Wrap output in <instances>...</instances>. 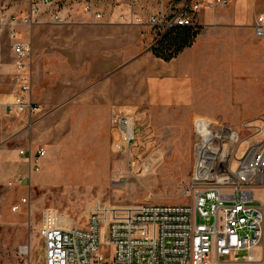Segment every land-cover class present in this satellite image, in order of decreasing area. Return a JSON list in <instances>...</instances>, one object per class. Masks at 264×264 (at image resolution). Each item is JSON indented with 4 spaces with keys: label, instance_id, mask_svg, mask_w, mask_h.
Here are the masks:
<instances>
[{
    "label": "built area",
    "instance_id": "2783aa9c",
    "mask_svg": "<svg viewBox=\"0 0 264 264\" xmlns=\"http://www.w3.org/2000/svg\"><path fill=\"white\" fill-rule=\"evenodd\" d=\"M30 16L22 20L6 14L0 18V38L5 29L12 30L17 56V73H23L31 49L18 41L16 29L31 25L33 17L47 7L55 25H65L63 11L73 6H60L58 0H29ZM195 1V2H194ZM264 1V0H258ZM142 0H114L116 22L126 26H148L158 32V39L173 27H193L190 13L211 6L205 0H189L186 6L167 15L164 5L147 19L140 14ZM217 4H225L218 0ZM78 10L91 23H101L115 10H108L103 0H79ZM76 6V7H77ZM190 11L188 13L187 11ZM42 13V12H41ZM112 18V17H111ZM256 39L264 41V15L253 25ZM29 85L23 84L7 115H34L38 107L26 97ZM112 148L136 161L154 162L156 135L150 114L145 110L123 113L113 109L110 116ZM212 139L206 144L198 134L196 167L193 179L182 191L186 204L140 205L126 216L116 215L111 207L94 202L86 207V219H69L44 213L40 235L43 240L44 264H254L255 252L264 240V130L256 128L247 140L231 127L206 125ZM246 142L245 151L238 155ZM33 170L40 168L44 149L20 151ZM22 178H14L9 187H20ZM26 204V200H21ZM19 206L14 207L18 211ZM244 252L246 257L237 261Z\"/></svg>",
    "mask_w": 264,
    "mask_h": 264
},
{
    "label": "rangeland",
    "instance_id": "374dc122",
    "mask_svg": "<svg viewBox=\"0 0 264 264\" xmlns=\"http://www.w3.org/2000/svg\"><path fill=\"white\" fill-rule=\"evenodd\" d=\"M27 1L29 5V0ZM58 1L61 8L71 5L73 9H79V0ZM205 1L211 6H204L199 12L209 10L220 13L226 24L236 26L235 98L231 94L220 98L222 107L218 111L214 108L213 113L211 109L201 111L195 107L178 114L149 113L156 135L157 154L153 163L135 160L132 165V160L117 154L112 147L111 150L102 148L100 154L87 156L88 161L80 160L84 155H53L50 152L43 163L41 160L40 168L36 171L40 182L31 184V189L9 187L8 184L13 179L5 181L0 177V264H44L40 228L43 226L44 213L47 212L71 222L81 221L83 224L86 207L94 202L106 204L114 214L124 216L146 203L186 204L182 191L193 179L197 136L206 130L207 124L231 127L240 132L242 140L251 138L257 131L256 128L264 130V45L263 41L253 36L252 31L255 20L264 15V1L221 0L225 2L224 5L217 4L218 0ZM187 3L189 0H142L140 14L147 19L164 5L167 15H171ZM103 4L108 10H115L114 0H103ZM29 12L30 6L20 14L22 20L28 19ZM187 12L190 13L189 10ZM197 14L189 15L195 21ZM85 21L84 25L59 26L36 20L31 25L16 29L19 43L31 49L27 64L36 57L37 63L44 62V69L47 68L39 78L45 77L50 84L52 64H57V50H53V45H98L100 39H124V43L139 40L146 50L158 38V32L148 26L124 25L128 30L118 33L110 28L120 24L114 18L106 17L102 23H91L87 19ZM102 26L106 28L101 29ZM214 47L213 72L220 74L222 79H227L231 74L227 60L228 56L231 60L233 45ZM217 52L219 59L215 62ZM94 68L93 75H102L112 67L106 65ZM209 71L212 74L211 67ZM11 84L15 85L17 81ZM47 101L51 104V98ZM15 120L16 118L12 122ZM22 121L27 125V117ZM3 140L4 135L0 132V143ZM246 146L244 142L238 159L242 157ZM1 164L3 163L0 162V168ZM256 196L264 199L263 193L259 192ZM21 200H26V204H21ZM16 206H19L18 211H14ZM22 248L26 249L25 253L21 252ZM245 257L244 252L236 256L237 261ZM255 259L257 261L254 264H264V240L255 252Z\"/></svg>",
    "mask_w": 264,
    "mask_h": 264
},
{
    "label": "crops",
    "instance_id": "0c3cea01",
    "mask_svg": "<svg viewBox=\"0 0 264 264\" xmlns=\"http://www.w3.org/2000/svg\"><path fill=\"white\" fill-rule=\"evenodd\" d=\"M28 6L30 1L28 5L27 0H0V18L3 14L7 21L21 17ZM41 9L42 13L36 14L33 21L52 23L50 14L46 13L49 9L42 6ZM117 11L111 16L115 21ZM63 12L67 22L61 26L86 22L78 9ZM197 13L195 24L201 28L199 35L190 48L170 62L155 58L151 53L154 44L145 50L139 40L124 43V39H100L98 45H53V50H57V64H52L50 84L45 77L39 78L47 68L44 69V62L38 64L36 57L30 64L26 62L23 73H17L15 41L12 30L7 27L0 39V132L4 135L0 143L1 179L22 178L20 187L26 189L40 182L26 158L19 155L20 151L44 149L43 163L50 152L53 155H84L80 160L88 161L87 156L100 154L102 148L111 150L113 109L123 113L145 110L153 114H178L195 107L201 111L211 109L213 113L214 108L218 111L222 107L220 98L231 94L234 99L236 26L226 24L220 13L209 10ZM110 28L118 33L128 30L121 24ZM215 45L217 48L218 45H233L231 60L229 56L227 60V67H231L228 80L213 72ZM218 59L217 52L215 62ZM106 65L112 67L108 72L93 75L94 66ZM16 81L17 84H11ZM25 83L29 85L26 97L38 107V112L31 116L7 115V107L13 104ZM25 117L27 125L22 121Z\"/></svg>",
    "mask_w": 264,
    "mask_h": 264
},
{
    "label": "trees",
    "instance_id": "16d2710c",
    "mask_svg": "<svg viewBox=\"0 0 264 264\" xmlns=\"http://www.w3.org/2000/svg\"><path fill=\"white\" fill-rule=\"evenodd\" d=\"M200 31L201 28L196 24L193 27H173L155 40L151 53L157 59L170 62L193 45Z\"/></svg>",
    "mask_w": 264,
    "mask_h": 264
},
{
    "label": "bare ground",
    "instance_id": "6f19581e",
    "mask_svg": "<svg viewBox=\"0 0 264 264\" xmlns=\"http://www.w3.org/2000/svg\"><path fill=\"white\" fill-rule=\"evenodd\" d=\"M201 135H203L205 137L206 144H208L210 142V140L212 139L211 135L208 132L207 127H206V130L203 133H201ZM21 252L22 253H25L26 252V249L25 248H22L21 249Z\"/></svg>",
    "mask_w": 264,
    "mask_h": 264
}]
</instances>
